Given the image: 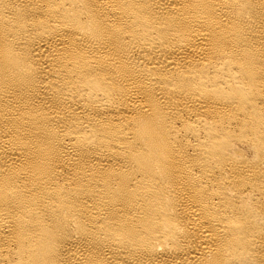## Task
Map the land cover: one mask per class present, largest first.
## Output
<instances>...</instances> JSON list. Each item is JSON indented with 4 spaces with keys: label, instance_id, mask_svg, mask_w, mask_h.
<instances>
[{
    "label": "bare ground",
    "instance_id": "1",
    "mask_svg": "<svg viewBox=\"0 0 264 264\" xmlns=\"http://www.w3.org/2000/svg\"><path fill=\"white\" fill-rule=\"evenodd\" d=\"M0 264H264V0H0Z\"/></svg>",
    "mask_w": 264,
    "mask_h": 264
}]
</instances>
